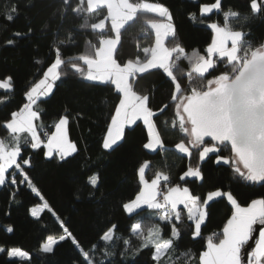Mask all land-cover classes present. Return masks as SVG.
<instances>
[{"label":"trees","instance_id":"trees-1","mask_svg":"<svg viewBox=\"0 0 264 264\" xmlns=\"http://www.w3.org/2000/svg\"><path fill=\"white\" fill-rule=\"evenodd\" d=\"M148 2L163 4L172 15L175 37L167 38L166 46L173 47L179 43L189 55L193 50L204 54L213 37L209 25L216 22L223 26L224 12L228 10L238 12L241 17L230 21L234 30L245 32V39L254 48L264 43V12L252 13L250 0H222L220 10L204 15L200 14V6L214 3L215 0ZM13 7L18 9V13L11 12ZM63 9L62 0H0V81L11 77L13 83L11 90L0 89V99L4 101L0 103V137H9L5 122L10 120L12 112L20 110L27 103L26 91L43 78L44 72L54 62L53 46L65 40V46H61V58L65 64L58 70L60 78L54 82L51 93L41 96L37 101L35 107L40 111V119L36 124L37 129L47 131L50 135L59 119L67 116L69 137L77 149L61 160L56 154L46 156L43 143L37 149L22 146L23 158L31 161L30 167L24 166L25 171L39 195L32 191L27 182L12 185L10 179L14 169H9L6 173L8 181L0 186V247H20L30 254L31 261L9 258L0 253V264H84L79 250L70 239L55 244L52 253L40 251L48 236L63 234L61 221L84 250H89L92 244H99L94 253L97 264L101 261L103 264H155L152 259L154 249L150 246L137 252L141 241L131 234L130 229L137 222L150 225L159 221L155 218L151 221L142 220L151 210L141 212L139 216H129L122 209V204L134 199L140 190L137 170L144 161L150 162L151 170H146L147 179L154 178L156 171L170 175L171 182L165 189L167 186H186L202 200L206 199L209 191H231L242 206L248 205L253 199L264 198V182H245L237 177L229 164L223 160L216 162L218 155L231 156L227 148L219 153H210L201 161L197 150L187 144L185 135L179 131L178 122L177 127H172L175 102L171 100V94L174 86L162 70L137 74L134 90L137 94L149 95V106L155 113L153 119L163 148L156 151L143 149L148 130L139 120L125 129L124 138L118 142V146H114V150L104 149L103 140L119 103V94L110 83L87 81L74 70H69L68 65L76 63L86 72L87 66L78 60V56L93 54L98 37L90 27H80L84 22L82 16L71 11L65 15ZM192 13L196 14L195 19ZM8 14H12L15 19L8 21ZM103 14H106V9ZM243 16L249 19L243 21ZM99 18L95 14L89 15V23L97 22ZM149 19L164 18L143 13L122 30L116 54L119 62L135 59L137 54L143 59L142 49L154 45V31L147 26ZM69 34L71 40L68 39ZM10 40L11 44L8 43ZM226 70L225 64L220 63L213 75ZM188 71L190 65L183 60L175 70V75L185 87L188 84ZM164 105L168 107L161 113L159 110ZM42 132H39L41 139ZM182 140L190 148L191 155L179 153L176 149L175 145ZM189 167L199 168L203 178L186 177L180 180ZM93 174L100 177L95 187L88 183V178ZM17 180H20L19 176ZM41 197L51 206L55 215L47 209L41 212L39 218L30 214L31 207L42 202ZM231 212L226 197L210 202L208 217L202 225L201 235L196 238L192 235L194 224L187 220L185 212L180 222L174 221L181 236L176 241L175 251L165 259L164 264H185L186 257L183 254L188 250L195 257L191 264H198L200 253L206 250L207 239L213 237L214 242H218ZM160 223L161 237L169 238L171 225ZM113 224L117 226L116 236L119 239L107 246L113 255L105 257V245L99 241V236ZM9 226L13 229L11 233L6 230ZM125 239L130 240V247L124 245Z\"/></svg>","mask_w":264,"mask_h":264},{"label":"snow or ice","instance_id":"snow-or-ice-1","mask_svg":"<svg viewBox=\"0 0 264 264\" xmlns=\"http://www.w3.org/2000/svg\"><path fill=\"white\" fill-rule=\"evenodd\" d=\"M62 4L65 15L71 11L77 16H82L84 22L80 27H90L98 37L93 54L78 56V60L87 66L86 72L76 63L68 65L69 70H74L87 81L110 83L119 94V103L115 107V114L111 116L103 140L104 149L114 150V146H118V142L124 138L125 127L134 125L139 120L143 121L148 130L147 142L143 144V149L156 151L163 148L153 119L155 113L149 106V95L137 94L134 90L137 74L162 70L174 86L171 100L175 102V119L171 122L172 127H177L178 122L179 131L185 135L187 144L197 150L199 160L202 161L210 153H219L227 148L231 156L218 155L217 163L223 160L225 164H229L237 177L245 182H264V43L254 48L245 39V32L234 30L230 26L231 20L241 19L238 12H224L223 26L216 22L211 23L209 27L213 30V37L204 54L193 50L189 55L179 43L173 47L166 46V39L175 37V28L169 9L161 3L148 0H75L73 3V0H62ZM221 6L222 0H215L211 4H202L199 11L201 15L210 14L213 10H220ZM104 9L106 14L101 15ZM250 9L252 13L264 12V0H250ZM11 12L18 13V9L13 7ZM143 13L164 18L147 20L148 29L154 31V45L142 49L143 59L137 54L135 59L119 62L116 54L121 43L122 30ZM92 14L100 18L97 22L89 23L88 17ZM191 16L195 19L196 14L192 13ZM6 19L12 21L15 17L8 14ZM248 19V16L242 17L243 21ZM68 39H72L71 34ZM8 43L11 44L12 41ZM61 46H65V40H60L53 46L54 62L44 72L43 79L26 91L27 103L20 110L12 112L10 120L5 122L9 137L0 139V186L8 181L6 173L9 169H14L10 179L12 185L18 182H27L29 185L32 183L24 168L30 167L31 161L23 158L22 146L37 149L43 143L35 123L40 119V111L35 106L41 96L51 93L54 82L60 78L58 70L65 64L61 58ZM182 60L190 65V71L186 75V87L175 75V70ZM220 63L225 64L227 70L213 75ZM12 88L11 77L0 81V89ZM3 102L0 99V103ZM167 107L168 105H164L159 111L162 113ZM68 122V117L63 116L55 124V132L47 137L46 156L52 157L56 152L63 160L77 151L76 145L70 142L67 136ZM205 138L210 140L206 141ZM175 147L179 153L191 155L184 140ZM146 170H151L149 161H144L138 167L137 175L141 187L135 198L122 204L123 211L129 216H139L141 212L151 210L142 220L151 221L155 218L159 221L150 225L137 222L131 226V234L141 241L137 252L151 246L154 249L152 259L155 264H164L165 259L175 251L176 241L181 236L174 221L180 222L186 212L187 220L194 224L193 238L199 237L202 225L208 217L210 202L226 197L232 208L231 216L224 224L218 242H214L213 237L207 239L206 250L200 253L198 264H242V249L253 238V226H264V198L253 199L246 207H242L231 191L215 190L209 191L206 199L202 200L188 187L175 185L165 189V185L170 184V175L163 171H156L154 178L149 181L146 179ZM17 176L20 177L19 181ZM186 177L203 178L201 170L192 167L180 176V180ZM99 179L98 174H93L88 178V183L95 187ZM32 191L39 195L35 187H32ZM45 209L55 215L46 201L42 205L31 207L30 214L39 218ZM160 222L171 225L170 237L167 239L161 237ZM60 226L63 234L59 235L58 240L48 236L40 251L52 253L55 244L70 239L79 250L84 264H97L94 253L99 244H92L89 250H84L63 221ZM6 230L9 233L13 231L10 226ZM116 231L117 226L113 224L99 236V241L105 245V257L113 255L107 250V246L119 239ZM123 243L130 247V240L125 239ZM190 252L191 250H188L183 254L186 257L185 264H191L195 258ZM0 253L9 258L31 261L30 254L20 247H0ZM245 255L246 264H264V227L259 230L255 246L246 251Z\"/></svg>","mask_w":264,"mask_h":264},{"label":"water","instance_id":"water-1","mask_svg":"<svg viewBox=\"0 0 264 264\" xmlns=\"http://www.w3.org/2000/svg\"><path fill=\"white\" fill-rule=\"evenodd\" d=\"M206 141L210 140V138H205ZM254 232H253V238L249 241L248 245L245 246V248L242 250V264H246V251H250L252 247L255 246V240L259 238V230L264 227L259 224L254 225Z\"/></svg>","mask_w":264,"mask_h":264},{"label":"rangeland","instance_id":"rangeland-1","mask_svg":"<svg viewBox=\"0 0 264 264\" xmlns=\"http://www.w3.org/2000/svg\"><path fill=\"white\" fill-rule=\"evenodd\" d=\"M162 20H163V19H162ZM165 22H167V21H165ZM229 45H230V43H229ZM52 133H53V132H52ZM52 133H50V134H52ZM67 136H68L69 141L71 142L70 137H69V133H68V125H67ZM47 137H48V136H47ZM46 143H47V140H43V144L46 145ZM72 143H73V142H72ZM45 147H46V146H45ZM46 152H47V148H46ZM55 154H56L57 156H59L58 153H56V152L53 153V156H54ZM30 187L32 188V187H35V186L31 183ZM35 188H36V187H35ZM221 191H222V190H221ZM257 199H260V198H257ZM44 202H45V199H43L41 203H39V204H37V205H35V206L42 205ZM40 214H41V213H40ZM53 237L56 238V239L58 240V237H59V236H53ZM45 242H46V241H45Z\"/></svg>","mask_w":264,"mask_h":264},{"label":"built area","instance_id":"built-area-1","mask_svg":"<svg viewBox=\"0 0 264 264\" xmlns=\"http://www.w3.org/2000/svg\"><path fill=\"white\" fill-rule=\"evenodd\" d=\"M38 132H42L40 129H38ZM48 132L47 131H43L42 132V139L41 140H45V138H47L48 136ZM170 182H171V179H170ZM164 184V182L162 181V185ZM166 186V185H165Z\"/></svg>","mask_w":264,"mask_h":264},{"label":"crops","instance_id":"crops-1","mask_svg":"<svg viewBox=\"0 0 264 264\" xmlns=\"http://www.w3.org/2000/svg\"><path fill=\"white\" fill-rule=\"evenodd\" d=\"M157 20H162V19H157ZM230 46V45H229ZM43 79V78H42ZM37 83H39V81L37 82ZM36 83V84H37ZM36 123V122H35ZM132 126V125H131ZM127 127H130V126H126L125 127V129L127 128ZM37 131H38V129H37ZM54 132H55V130H54ZM38 134H39V132H38ZM40 135V134H39ZM51 135V134H50ZM49 135V136H50ZM160 138H161V136H160ZM0 139H3L2 137H0ZM161 140H162V138H161ZM72 142V141H71ZM74 144V143H73ZM147 179V178H146ZM149 180V179H148ZM150 181V180H149ZM181 186V185H180ZM181 187H186V186H181ZM242 206V205H241ZM247 206V205H246ZM246 206H242V207H246ZM146 207V206H145ZM181 208L183 207V206H180Z\"/></svg>","mask_w":264,"mask_h":264}]
</instances>
